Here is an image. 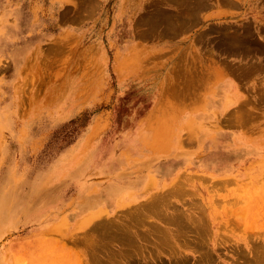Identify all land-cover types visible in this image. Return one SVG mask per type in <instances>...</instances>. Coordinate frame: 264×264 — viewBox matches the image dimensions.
Masks as SVG:
<instances>
[{"label": "rangeland", "instance_id": "1", "mask_svg": "<svg viewBox=\"0 0 264 264\" xmlns=\"http://www.w3.org/2000/svg\"><path fill=\"white\" fill-rule=\"evenodd\" d=\"M146 263L264 264V0H0V264Z\"/></svg>", "mask_w": 264, "mask_h": 264}, {"label": "bare ground", "instance_id": "2", "mask_svg": "<svg viewBox=\"0 0 264 264\" xmlns=\"http://www.w3.org/2000/svg\"><path fill=\"white\" fill-rule=\"evenodd\" d=\"M204 1H208V0H198V8H199V6H202V4L204 3ZM192 20V19H191ZM226 37H228L227 35H226ZM228 41H229V39H228ZM231 41H233V42H235L236 44L237 43H239V44H241L240 43V41L239 40H237V39H231ZM230 41V42H231ZM244 42H246V41H244ZM232 43V42H231ZM238 45V44H237ZM245 45H240V47H239V45L237 46L238 47V49L240 50V52H242V50H243V48H245L244 47ZM252 46V45H251ZM242 47V48H241ZM254 48H257V47H254ZM260 49V48H259ZM131 60H133V59H131ZM132 62V61H131ZM202 62L204 63V58L202 59ZM125 63H126V59H125ZM215 68H218V69H221L222 70V66H217V65H213ZM218 74H221V72L220 73H218ZM97 126V125H96ZM158 129H159V127H157V131H158ZM159 131L160 132H162L161 131V129H159ZM160 132H158V135H160L161 133ZM164 132V134H166L165 133V131H163ZM161 136H164L163 134L161 135ZM159 138H160V136H158ZM158 137H156L155 136V138L157 139ZM155 138H153V140H155ZM163 139L165 138V137H162ZM168 139V138H167ZM166 139V140H167ZM162 139L160 138V140L159 141H161ZM157 141L158 140H156V142L155 141H153V144H155V143H157ZM158 141V142H159ZM163 141H165V139L163 140ZM168 145V144H167ZM154 147H157V146H155V145H153ZM85 217V216H84ZM91 219V218H90ZM166 219L169 221V222H172V224L174 223H176V224H181L182 223V221H181V216L180 215H169V216H167L166 217ZM86 221H88V219H85L84 221L82 220V221H80V225L82 224V223H85ZM175 224V225H176ZM79 226V225H78ZM149 230V229H148ZM178 232V231H177ZM148 232L147 231H141L140 232V234H142V235H140V236H143V235H146ZM199 233V232H198ZM149 234V233H148ZM162 234H163V230H162ZM165 234V233H164ZM115 235H117V233H115ZM159 236H161L162 237V235H160V234H158ZM140 236H139V238H140ZM154 236V235H153ZM157 236V235H156ZM168 236V235H167ZM175 236H179V235H176V233H175ZM155 237V236H154ZM165 237H166V235H165ZM142 238V237H141ZM150 238V237H149ZM169 237H167V239H168ZM137 239V238H136ZM145 239V238H144ZM159 239H161V238H159ZM170 239V238H169ZM171 241V240H170ZM134 243V242H133ZM137 243V242H136ZM150 243V242H149ZM136 245V244H135ZM139 245H140V243H139ZM140 248V247H139ZM137 249V248H136ZM141 249V248H140ZM137 251H139V250H137ZM201 251H205V250H201ZM116 254V253H115ZM140 254V253H139ZM117 255V254H116ZM209 255V254H208ZM209 257L210 256H208V258L207 259H209ZM119 258V257H118ZM202 259V261H203V258H201ZM252 259V258H251ZM211 260V259H210ZM211 263V262H210ZM146 264H148V263H146Z\"/></svg>", "mask_w": 264, "mask_h": 264}]
</instances>
